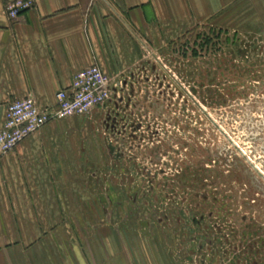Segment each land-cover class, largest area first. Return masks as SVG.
I'll return each mask as SVG.
<instances>
[{"label": "rangeland", "instance_id": "rangeland-1", "mask_svg": "<svg viewBox=\"0 0 264 264\" xmlns=\"http://www.w3.org/2000/svg\"><path fill=\"white\" fill-rule=\"evenodd\" d=\"M226 9L230 22L139 44L107 103L80 117L109 158L101 187L128 192V219L180 243L186 264H260L264 178L241 151L264 174V0Z\"/></svg>", "mask_w": 264, "mask_h": 264}, {"label": "crops", "instance_id": "crops-1", "mask_svg": "<svg viewBox=\"0 0 264 264\" xmlns=\"http://www.w3.org/2000/svg\"><path fill=\"white\" fill-rule=\"evenodd\" d=\"M10 1L0 0V127L11 102L51 106L77 72L96 63L114 76L139 44L224 23L236 0H35L15 21L4 14ZM81 121L51 122L0 158V264H186L180 243L128 219V192L101 187L109 158Z\"/></svg>", "mask_w": 264, "mask_h": 264}, {"label": "built area", "instance_id": "built-area-1", "mask_svg": "<svg viewBox=\"0 0 264 264\" xmlns=\"http://www.w3.org/2000/svg\"><path fill=\"white\" fill-rule=\"evenodd\" d=\"M34 8L35 0H11L4 7V14L8 20L15 21ZM113 85L111 78L93 63L73 76L68 89L55 94L51 106H39L32 96L11 102L0 127V158L51 122L85 117L99 110L111 98ZM241 155L264 178L254 161L243 151Z\"/></svg>", "mask_w": 264, "mask_h": 264}, {"label": "flooded vegetation", "instance_id": "flooded-vegetation-1", "mask_svg": "<svg viewBox=\"0 0 264 264\" xmlns=\"http://www.w3.org/2000/svg\"><path fill=\"white\" fill-rule=\"evenodd\" d=\"M254 245L257 251L256 252L257 258H259L260 264H262L261 263L263 257L262 250L264 249V224H262L261 222H258V226L256 228Z\"/></svg>", "mask_w": 264, "mask_h": 264}, {"label": "water", "instance_id": "water-1", "mask_svg": "<svg viewBox=\"0 0 264 264\" xmlns=\"http://www.w3.org/2000/svg\"><path fill=\"white\" fill-rule=\"evenodd\" d=\"M253 168V167H252ZM254 169V168H253Z\"/></svg>", "mask_w": 264, "mask_h": 264}]
</instances>
